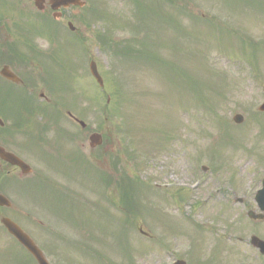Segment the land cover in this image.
<instances>
[{"label": "rangeland", "instance_id": "1", "mask_svg": "<svg viewBox=\"0 0 264 264\" xmlns=\"http://www.w3.org/2000/svg\"><path fill=\"white\" fill-rule=\"evenodd\" d=\"M183 1L176 0L174 6L160 2L159 8L166 12L157 17L137 16L129 0H85L83 8L71 7L57 21L61 31L56 40L63 48L59 47L58 58L47 67L62 81V94L79 98L74 101H78L80 115L85 113L86 131L104 135L111 144V155L121 157L123 169L134 181L131 208L138 217L132 227L126 225V251L122 249L134 257L135 264H172L176 257L187 254H195L193 260L197 264H207V259L211 260L208 264H259L250 256L255 252L244 243L257 226L246 216L248 206L258 211L252 186L264 175V113L257 111L264 100V48L254 47L252 51L247 44L242 47L236 36L264 46V0ZM92 5L115 19L111 23L106 17L92 19L87 12ZM19 6L23 8L20 1ZM85 12L89 14L85 20L92 24L89 28L77 21ZM199 15L203 20L195 18L197 22L193 23L192 16ZM68 21L76 27L74 32L84 38L82 43L72 41L66 33ZM129 22L135 28H129ZM116 23L121 26L108 31ZM174 24L182 26V33L176 31ZM105 31L120 41L145 37L150 32L157 40L149 49L155 58L132 59L136 51L121 55L100 47L97 33ZM225 32L230 36H225ZM33 42L51 47L40 37ZM137 42L126 43L139 50ZM119 43H124L119 49L128 47L125 41ZM89 58L96 62L103 87L97 86L87 72L83 74ZM173 63L185 73L184 84L173 73ZM192 77L200 84L198 92L190 81ZM236 113L244 117L241 124L231 120ZM60 116V125L65 124L61 126L74 137L65 135L61 143L51 147L57 149V154L63 148L61 155L70 165L66 155L74 151L78 138L68 128L70 123ZM36 121L44 122V117L37 116ZM54 129L52 125L50 137ZM225 131L230 136L228 140ZM23 138L38 143L34 138ZM23 138H19L21 142ZM75 149L79 153L77 145ZM33 150L37 159H25L32 173L17 181L48 176L73 192L83 193L84 202L78 200L82 207L79 212L90 226H75L64 217L51 214L44 208L42 191L26 195L17 181L8 184L6 192L4 188L0 191L12 203L11 208L0 210V216L17 219L30 230L50 264L125 262L129 255L121 257L120 236L115 234L123 225L119 220L125 214L120 211L125 208L119 205L116 184L106 188L108 199L102 198L101 188L67 167L60 155L46 156L36 147ZM203 165L206 171L201 169ZM112 174L115 176L113 170ZM13 175L18 177L19 172L14 171ZM70 176L76 178H67ZM164 183L176 187L162 189L160 184ZM180 184L188 191H180ZM235 196L244 198L245 203H234ZM85 202L89 206L86 212ZM100 208L106 211H96ZM35 220L42 227L30 225H37ZM140 226L149 232V237L139 233ZM89 231L104 238L103 243L89 240L100 257L81 245L89 243ZM238 237L245 242H239ZM0 264H34L1 226Z\"/></svg>", "mask_w": 264, "mask_h": 264}, {"label": "flooded vegetation", "instance_id": "2", "mask_svg": "<svg viewBox=\"0 0 264 264\" xmlns=\"http://www.w3.org/2000/svg\"><path fill=\"white\" fill-rule=\"evenodd\" d=\"M0 1L9 3L14 0ZM20 2L25 9L31 8L34 10L38 14V19L53 14L48 2H45V8L42 11L35 9L36 7H34L32 0H20ZM11 34L12 21L9 18V14H5L0 20V71L2 69L9 70L20 79L19 82L16 83L7 80L0 75V112L9 114L10 116L12 107L10 106L9 99H26L31 105L40 104V102L51 105L53 104V99L58 95L55 83L47 77L50 70L47 67V61L45 58L47 55L46 44L33 43L29 47H23L18 44L15 45L12 43ZM64 113L70 124L80 126L77 117L74 116L73 113L67 109L64 110ZM84 129L85 127L81 128V130ZM24 130L28 129H19L15 127L13 123H10L8 128L0 130V146L18 157H35V150H33V147L38 148L44 154L53 153L46 146H39L36 143L26 141L23 138L22 131ZM30 130L34 133V136L41 132L40 128ZM78 132L79 130L77 131V134L81 136L78 143L84 154L87 152L86 157L91 158L97 163L99 168L102 169L104 175L111 173L110 142L105 139L102 140L100 146L91 147L89 146L90 141L86 139L89 133L85 131ZM42 133L45 135L48 133V130L46 129ZM19 138H23V142H21ZM16 170L18 169L11 167L8 172H14ZM253 223H259L257 228L258 234H256L260 238H262V236L264 238V219L253 220ZM253 255L260 259L261 264H264V256L262 254L257 253ZM187 259L188 264H196L190 257Z\"/></svg>", "mask_w": 264, "mask_h": 264}, {"label": "water", "instance_id": "3", "mask_svg": "<svg viewBox=\"0 0 264 264\" xmlns=\"http://www.w3.org/2000/svg\"><path fill=\"white\" fill-rule=\"evenodd\" d=\"M55 2V7H58L60 5H69V4H78L80 6L83 5V2H80V0H53ZM90 69L93 74V76L96 78L97 82L102 85V80L96 70V66L94 62L90 63ZM5 75V74H4ZM261 110H264V104L260 107ZM236 122H241V116L236 115L233 118ZM99 136L97 134L91 136V140L93 141H98ZM0 156L8 161L11 164H17L21 167L23 172H27V166L23 164L20 160H18L16 157L9 153H5L1 148H0ZM264 191L262 193H259L257 196V201L259 203V206L264 209ZM9 206L8 200L0 195V206ZM1 223L6 227L9 233H11L36 259L38 264H48L45 258L42 256L41 251L34 245L32 240L10 219L6 217L1 218Z\"/></svg>", "mask_w": 264, "mask_h": 264}, {"label": "trees", "instance_id": "4", "mask_svg": "<svg viewBox=\"0 0 264 264\" xmlns=\"http://www.w3.org/2000/svg\"><path fill=\"white\" fill-rule=\"evenodd\" d=\"M167 1L171 2V0H167ZM137 4H138V10H139L141 13H144L145 15H146V14H154V15H156L157 17H161L159 6H155V5H153V4H151V5L144 4V3H143V0H139V1H137ZM130 41L132 42V41H134V40H130ZM110 42H112L110 39H108L107 37H103V40H102V43H103V44H104V43H110ZM137 43H139L140 46L143 47V50H142V52H143V51H145L146 48L148 47V44H150V41H149V39H147V38L145 37L144 39L140 40V41L137 42ZM127 46H128V45H127ZM128 47H129V48L126 49V51H128V52H134V51L138 52V51H140V50H136V49H134V48H132V47H130V46H128ZM191 79H192V80H190V81H192V83L197 87V92H198L199 89H198V83H197V81L195 80V78H191Z\"/></svg>", "mask_w": 264, "mask_h": 264}]
</instances>
